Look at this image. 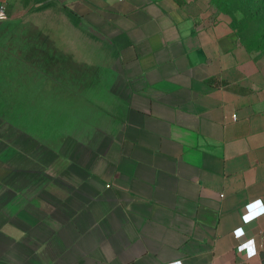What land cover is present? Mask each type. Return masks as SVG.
I'll return each instance as SVG.
<instances>
[{"label":"crops","instance_id":"1","mask_svg":"<svg viewBox=\"0 0 264 264\" xmlns=\"http://www.w3.org/2000/svg\"><path fill=\"white\" fill-rule=\"evenodd\" d=\"M56 1L128 36L127 106L94 146L0 137V264H264V216L242 220L264 199V80L234 36L176 0Z\"/></svg>","mask_w":264,"mask_h":264},{"label":"rangeland","instance_id":"2","mask_svg":"<svg viewBox=\"0 0 264 264\" xmlns=\"http://www.w3.org/2000/svg\"><path fill=\"white\" fill-rule=\"evenodd\" d=\"M38 1L0 4V137L35 139L37 152L94 146L124 117L122 50L56 0ZM182 1L201 23L226 26L264 80V0Z\"/></svg>","mask_w":264,"mask_h":264},{"label":"clouds","instance_id":"3","mask_svg":"<svg viewBox=\"0 0 264 264\" xmlns=\"http://www.w3.org/2000/svg\"><path fill=\"white\" fill-rule=\"evenodd\" d=\"M245 213L242 216V220L245 224L251 223L252 221L258 219L261 216H264V199L257 198L253 201H250L245 205ZM234 235L236 238H240L244 235L243 228H237L234 230ZM238 251L244 253L248 259H252L259 255V250L257 248L255 238L246 240L238 248ZM167 264H183V260L179 258L171 259Z\"/></svg>","mask_w":264,"mask_h":264},{"label":"trees","instance_id":"4","mask_svg":"<svg viewBox=\"0 0 264 264\" xmlns=\"http://www.w3.org/2000/svg\"><path fill=\"white\" fill-rule=\"evenodd\" d=\"M47 0H39L38 3H43L45 4ZM55 1V0H54ZM176 2H178V4L180 6H183L184 5V2L182 0H176ZM47 5V4H46ZM50 6V3H48L47 7ZM66 11L67 13L72 16V17H76V18H79V19H82L81 16H79L78 14H76L74 11L68 9L67 7L65 6H62ZM46 8V6L42 7V8H37L38 10H41V9H44ZM112 43L114 45H117V47L120 49V50H123L127 47H130L132 45L131 41L129 40L128 36L126 34H122L118 37L115 38V40L112 41Z\"/></svg>","mask_w":264,"mask_h":264}]
</instances>
